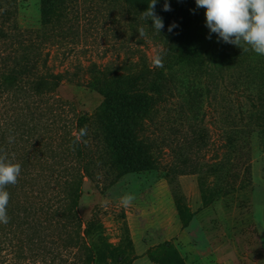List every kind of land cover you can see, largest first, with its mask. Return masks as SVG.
I'll return each mask as SVG.
<instances>
[{"label":"trees","instance_id":"16d2710c","mask_svg":"<svg viewBox=\"0 0 264 264\" xmlns=\"http://www.w3.org/2000/svg\"><path fill=\"white\" fill-rule=\"evenodd\" d=\"M164 2L155 7L164 24L158 33L151 20L141 19L150 0H40L34 29L19 27L17 0H0V149L21 165L17 183L6 187L9 222L0 224V264H95L89 240L98 224L84 221L78 210L84 180L111 185L127 173L158 169L166 142L178 147L173 173L199 170L202 190L206 181L233 188L248 179L247 141L239 134L244 127L222 135L217 161L202 163L194 154L207 144V128L197 121L206 114L209 81L228 75L255 83L252 67L242 61L243 49L209 32L194 0H168L170 11L163 10ZM86 7L103 16L125 9L135 33L143 27L163 57L162 67L144 54L122 69L92 63L87 86L102 98L93 114L58 96L64 74L49 63L53 49L78 37V13ZM252 97L263 106L260 93ZM250 103L240 119L248 135L251 122L258 127L264 119L263 110ZM162 123L165 136H151L152 126ZM85 127L86 143L74 144V133Z\"/></svg>","mask_w":264,"mask_h":264},{"label":"rangeland","instance_id":"374dc122","mask_svg":"<svg viewBox=\"0 0 264 264\" xmlns=\"http://www.w3.org/2000/svg\"><path fill=\"white\" fill-rule=\"evenodd\" d=\"M17 7L21 29L39 26L40 0H17ZM81 11L78 37L53 49L49 63L64 74L58 96L93 114L102 98L87 86L88 67L100 63L122 69L142 54L152 63L158 46L135 33L121 7L108 16L87 7ZM247 47L242 61L252 67L256 82H238L228 75L222 82L209 81L203 97L206 114L197 121L207 128V144L194 157L202 163L217 161L222 135L244 127L239 134L247 141L243 149L249 155L248 179L234 182L233 188L206 181L202 190L199 170L186 167L173 173L179 163L174 142L164 143L158 169L127 173L111 185L85 179L78 210L84 221L98 224V233L89 240L95 264H264V119L258 127L257 121L251 122L249 135L246 120H240L241 111L244 117L251 109V100L264 113V56ZM256 91L263 106L252 97ZM166 131L162 123L149 133L160 138ZM126 193L135 197L128 208L119 203Z\"/></svg>","mask_w":264,"mask_h":264},{"label":"clouds","instance_id":"9594fccd","mask_svg":"<svg viewBox=\"0 0 264 264\" xmlns=\"http://www.w3.org/2000/svg\"><path fill=\"white\" fill-rule=\"evenodd\" d=\"M157 0H150L148 8L141 13V19L151 20V27L158 33L164 28L163 20L155 12ZM197 8H203L205 25L210 33H215L225 43L233 44L243 51H248L247 45L256 54L264 56V0H195ZM164 11H170L168 0L163 5ZM173 26H169V31ZM139 37L145 36L143 27L137 30ZM211 38V37H209ZM163 57L159 54L153 57V65L162 67ZM87 128H80L74 133L73 143L84 142ZM14 137L9 136L12 143ZM21 173V165L13 163L7 152L0 149V224H7L9 217L7 206L10 195L6 191L8 185H15ZM135 199L134 195L126 193L119 198L122 207L128 208Z\"/></svg>","mask_w":264,"mask_h":264}]
</instances>
